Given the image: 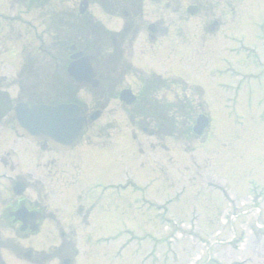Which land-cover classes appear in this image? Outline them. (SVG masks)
<instances>
[{"label":"rangeland","instance_id":"1","mask_svg":"<svg viewBox=\"0 0 264 264\" xmlns=\"http://www.w3.org/2000/svg\"><path fill=\"white\" fill-rule=\"evenodd\" d=\"M79 1L49 0L37 9L0 0V97H7L0 107V156H7V202L18 199L11 185L22 177L23 197L37 201L49 222L22 240L8 227L4 264H63L65 258L69 264H264V0H145L142 33L124 47L125 62L107 53L110 33L99 36L80 20L66 28L71 35L49 28L55 8L76 13ZM87 16L114 31L122 25L92 3ZM148 24L156 29L152 40ZM69 35L71 42L89 45L103 102L124 87L136 92L148 75L184 80L155 94L168 104L166 134L114 97L101 106L98 92L83 86L74 98L87 113L100 109L101 115L72 152L51 151L15 134L9 105L69 95L63 90ZM119 65L126 77L114 73ZM184 97L201 102L209 114L200 137L189 132L197 105L191 120L181 117ZM226 211L233 221L225 224ZM173 227L180 230L174 237ZM240 231L245 242L234 251L228 241ZM26 249L30 260L23 258Z\"/></svg>","mask_w":264,"mask_h":264},{"label":"water","instance_id":"2","mask_svg":"<svg viewBox=\"0 0 264 264\" xmlns=\"http://www.w3.org/2000/svg\"><path fill=\"white\" fill-rule=\"evenodd\" d=\"M87 8V2L81 1L79 11L83 13ZM73 61L69 64L67 71L79 82L91 83L93 87L98 82L94 79L95 73L93 65L88 57H83L82 52L72 55ZM120 99L126 103L133 100L128 90L122 91ZM97 112L92 115V119L97 116ZM12 122L19 135H23L29 140H47L52 148L69 149L72 148L83 133L86 131V120L82 110L73 104H58L56 106L28 105L27 103H17L12 110ZM208 125L205 115H199L193 126L196 134H201ZM24 189L23 183H18L14 190L17 194ZM24 222L34 220L32 213L21 207L16 214ZM29 257V253L25 254ZM65 261L64 264H68Z\"/></svg>","mask_w":264,"mask_h":264},{"label":"flooded vegetation","instance_id":"3","mask_svg":"<svg viewBox=\"0 0 264 264\" xmlns=\"http://www.w3.org/2000/svg\"><path fill=\"white\" fill-rule=\"evenodd\" d=\"M154 33H156V29L154 27ZM155 38V36H154ZM127 46L124 36L118 35L117 38L113 39L112 43V52L118 56L117 62H125L124 60V47ZM69 59V57H68ZM121 60V61H120ZM130 63L128 64V66ZM121 66H117L116 70L114 69V73L118 74L119 76H126V72L121 70ZM5 97H2V99ZM6 99L2 100L5 101ZM7 156H0V264H4L3 260L5 259L1 257L2 250H8V235H7V229L10 226L13 231L16 234L17 240H22L23 235L32 236V232L29 230V226L26 225V227L23 226V223L21 221V218H18V216L15 214V210L20 206L24 205L26 206L31 212L35 213L34 216V223L38 226V231L40 230V226L44 220L47 221L45 216V210L42 208V206L37 201H30L26 197H23L21 195L18 197L17 200H14L12 204H8L7 202ZM22 177L17 176L15 179H20ZM38 215V216H37ZM39 218V219H38ZM38 219V220H37ZM49 223V222H48ZM11 238V237H10ZM62 250V249H59ZM7 253V252H6Z\"/></svg>","mask_w":264,"mask_h":264},{"label":"trees","instance_id":"4","mask_svg":"<svg viewBox=\"0 0 264 264\" xmlns=\"http://www.w3.org/2000/svg\"><path fill=\"white\" fill-rule=\"evenodd\" d=\"M97 3H99V5L103 8V10L107 13V14H118L122 9H126L124 6V3H129V1L131 0H93ZM136 11V9L134 10ZM124 12V11H123ZM136 18H138L140 16V9L137 10L136 12ZM85 17V15H83ZM75 19V16H74ZM81 20H84L83 23L85 24L86 27L92 28L96 31L99 32L101 30V28L96 24L93 23V21L86 16L84 19L82 18ZM76 20H74V24ZM83 24V25H84ZM89 30V29H88ZM84 36L86 37V35L84 34ZM80 48L84 51V52H89V45H86V42H84L82 45H80Z\"/></svg>","mask_w":264,"mask_h":264}]
</instances>
